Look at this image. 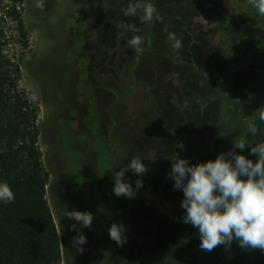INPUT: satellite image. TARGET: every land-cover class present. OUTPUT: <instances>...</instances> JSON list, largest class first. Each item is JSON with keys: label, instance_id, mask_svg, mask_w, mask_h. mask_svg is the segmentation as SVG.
Here are the masks:
<instances>
[{"label": "rangeland", "instance_id": "obj_1", "mask_svg": "<svg viewBox=\"0 0 264 264\" xmlns=\"http://www.w3.org/2000/svg\"><path fill=\"white\" fill-rule=\"evenodd\" d=\"M148 1L0 0L3 52L19 64L20 87L38 111V144L49 171L46 198L59 235L60 264H167L181 241L179 223L186 215L183 191L174 190L167 176L171 159L185 158L183 153L199 155V163L216 159L210 149L219 141L207 137L208 122L216 119L207 79L225 73L220 35L214 34L225 29L223 17L210 0H155L152 17ZM13 10L25 37L17 31ZM226 13L233 16L231 35L243 32L244 14L232 5ZM149 19L155 24L147 49ZM134 38L141 42L132 45ZM263 44L261 33L243 40L238 51V56H254L240 79L252 83L259 103H264V78L248 76V71L264 70ZM132 64L139 84L115 103L128 85L125 67ZM256 125L264 132V123ZM253 139L264 141V135H250ZM133 157L141 158L148 171L142 177L126 172V181L135 188L141 179L143 187L133 199L117 197L113 177ZM68 211L91 212V227L69 220ZM112 219L127 230L122 247L109 237ZM77 230L87 239L79 245L82 252L73 247ZM235 243L191 254L187 261L180 254L174 259L177 264H215L225 250H233L223 264H251L263 255L251 248L237 252Z\"/></svg>", "mask_w": 264, "mask_h": 264}, {"label": "trees", "instance_id": "obj_2", "mask_svg": "<svg viewBox=\"0 0 264 264\" xmlns=\"http://www.w3.org/2000/svg\"><path fill=\"white\" fill-rule=\"evenodd\" d=\"M154 1H148L152 17L157 12ZM210 1L216 7L218 15L223 17L221 24L225 28L214 32L220 35L221 43L218 47L225 73L221 77L213 76L207 79L214 91L216 113L215 121L208 122L207 137L219 141L217 147L210 149L211 156L215 159L218 154L227 153L232 149L235 139L246 136L249 140L247 126L250 123L256 124L260 111L264 110V103H259L260 100L254 98L252 83L240 79V74L247 70L254 56H238L243 40L264 33V16H261L248 0ZM231 5L238 13L244 14L243 20L246 24L245 30L235 36H232L228 29L233 16L226 13V10ZM13 14L17 21V31L25 37L26 31L19 13L13 10ZM212 15L214 16V13ZM214 18L216 19L215 16ZM154 24L155 22L149 19L146 26L147 49L150 48ZM2 30L0 26V183L6 182L10 186L15 199L9 204L0 202V264H60L62 255L59 235L46 198L49 171L43 163L38 144L40 133L37 123L38 111L30 102L26 91L20 87L19 64L3 52L5 34ZM211 34L210 32L207 36L210 37ZM168 43L170 44V40ZM262 53L264 54V44ZM189 65L198 74L206 75V71L197 69L193 61H190ZM125 68L128 85L121 94L116 95L115 103L126 99L128 93L139 84L137 77L134 76L135 65H127ZM252 73L264 78L263 69L260 72L251 69L248 76ZM259 141L262 139L255 142ZM204 145L208 147V144ZM236 151L240 155L250 157L253 163L257 161V157L250 154V148ZM182 155L192 159L194 164L201 160L199 155L189 156L184 153ZM179 226L181 241L177 250L168 254L167 264H177L174 258L178 254L187 261L191 259V254L201 256L205 252L199 247L201 243L199 230L183 222H180ZM235 244L236 251L243 252V248L238 243ZM233 252L225 250L223 259L215 264L226 263ZM251 264H264V251L262 257Z\"/></svg>", "mask_w": 264, "mask_h": 264}, {"label": "clouds", "instance_id": "obj_3", "mask_svg": "<svg viewBox=\"0 0 264 264\" xmlns=\"http://www.w3.org/2000/svg\"><path fill=\"white\" fill-rule=\"evenodd\" d=\"M248 2L264 16V0ZM140 42V38H134L130 43L135 46ZM174 47H180L179 40ZM259 120L264 123V110L260 111ZM247 132L252 137L258 133L264 135L255 123L248 124ZM245 148H250V154L257 157L255 163L236 151ZM129 171L142 177L148 169L141 158L133 157L129 164L115 172L113 192L117 197L133 199L143 187L141 179L135 181V188L126 181L125 173ZM167 176L174 181V190L183 191L181 208L186 215L182 222L199 230L201 250L211 252L219 245L230 246L235 239L241 248L264 251V141H250L246 136L235 139L233 148L218 154L215 161L193 165L187 158L176 155L171 159ZM14 199L10 186L0 183V202L9 204ZM66 217L78 222L81 228L91 227L94 219L91 212L78 211H68ZM72 228L76 229V225ZM108 231L110 239L118 246L127 242L123 224L113 223ZM86 243V236L78 231L73 247L82 252L79 245Z\"/></svg>", "mask_w": 264, "mask_h": 264}, {"label": "flooded vegetation", "instance_id": "obj_4", "mask_svg": "<svg viewBox=\"0 0 264 264\" xmlns=\"http://www.w3.org/2000/svg\"><path fill=\"white\" fill-rule=\"evenodd\" d=\"M115 211H116V208H115ZM115 214H116V212H115ZM102 215H104V212L102 213ZM114 221H115L114 219L111 220L112 224L114 223Z\"/></svg>", "mask_w": 264, "mask_h": 264}]
</instances>
